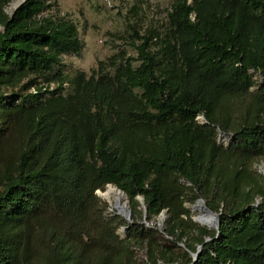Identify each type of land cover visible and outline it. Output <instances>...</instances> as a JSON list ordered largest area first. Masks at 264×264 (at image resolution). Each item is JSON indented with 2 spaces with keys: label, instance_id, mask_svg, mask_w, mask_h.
I'll list each match as a JSON object with an SVG mask.
<instances>
[{
  "label": "trees",
  "instance_id": "trees-1",
  "mask_svg": "<svg viewBox=\"0 0 264 264\" xmlns=\"http://www.w3.org/2000/svg\"><path fill=\"white\" fill-rule=\"evenodd\" d=\"M10 1L0 0V264H264V178L252 167L264 160V0H171L156 23L133 5L117 35L131 53L89 74L62 69L83 46L71 19L49 0L7 14ZM106 184L130 200L123 237L97 204ZM197 199L217 229L192 220ZM162 212V231L140 222Z\"/></svg>",
  "mask_w": 264,
  "mask_h": 264
},
{
  "label": "rangeland",
  "instance_id": "rangeland-1",
  "mask_svg": "<svg viewBox=\"0 0 264 264\" xmlns=\"http://www.w3.org/2000/svg\"><path fill=\"white\" fill-rule=\"evenodd\" d=\"M16 0H11L8 6L5 8L7 14L11 13V4ZM54 6L52 9L59 11L71 19L77 26L79 36L83 43L82 49L79 54H63L61 56L62 69L65 72H71L73 70H83L87 74L90 73L92 68H95L99 60H105L110 55L114 54L119 49H125L131 53L129 46L124 39H119L118 34L123 33L126 36L124 23L129 18L130 7L136 5L138 8V14L136 17L139 22H154L161 19L164 14V9L168 7L171 0H49ZM141 5V6H140ZM257 79V77H256ZM257 85L252 88L255 90ZM201 121L202 118L199 117ZM226 137V136H224ZM222 134L217 135V141L219 144L224 145L226 138L224 139ZM252 167L257 173L262 174L264 178V160H256L253 162ZM112 185V184H111ZM106 187V186H105ZM105 187L103 189H105ZM96 195V194H95ZM126 195V194H125ZM97 197V204L100 208H104L103 214L106 218L115 216L119 220L120 224H117L116 232L120 237L125 235V230H122V226L127 224L126 220L115 214L107 204L108 202L102 199L99 195ZM128 200V208L130 210V217L132 220V209L130 207V200ZM138 201V200H137ZM139 202V201H138ZM186 204L191 212V218H195L198 210L191 209L193 205ZM140 204V203H139ZM203 205L205 201L203 200ZM206 206V205H205ZM142 208V206L140 205ZM139 209V208H138ZM215 213V212H214ZM165 214L162 212L158 217L152 219V222L141 220L144 225L150 226L153 224L161 231L163 229V220ZM194 221V220H193ZM196 222V221H195ZM198 223V222H196ZM210 230H215L216 225L208 227L207 225L200 224ZM212 228V229H211ZM182 245V244H181Z\"/></svg>",
  "mask_w": 264,
  "mask_h": 264
},
{
  "label": "bare ground",
  "instance_id": "bare-ground-1",
  "mask_svg": "<svg viewBox=\"0 0 264 264\" xmlns=\"http://www.w3.org/2000/svg\"><path fill=\"white\" fill-rule=\"evenodd\" d=\"M98 191V190H97ZM102 199L106 200L109 207L115 214L122 216L126 219V209H128V201L124 193L118 191L113 185L109 184L104 190L97 193ZM202 204H196L194 209L198 210L196 218L199 223L213 227L215 224L212 216L202 209ZM212 229V228H211Z\"/></svg>",
  "mask_w": 264,
  "mask_h": 264
},
{
  "label": "water",
  "instance_id": "water-1",
  "mask_svg": "<svg viewBox=\"0 0 264 264\" xmlns=\"http://www.w3.org/2000/svg\"><path fill=\"white\" fill-rule=\"evenodd\" d=\"M24 0H16L15 2H13L12 4H11V12L13 11V10H15L22 2H23ZM220 134V133H219ZM107 185H109V184H106V186ZM114 187L118 190V191H120V192H122V193H124L122 190H120L119 188H117L115 185H114ZM95 194L96 195H98L97 194V190L95 191ZM125 194V193H124ZM136 199L139 201V203H140V205L142 206V212H143V214H145V205H144V199H143V197L142 196H137L136 197ZM195 202H199V203H203V200L202 199H197ZM199 203H197V204H199ZM196 205V204H195ZM195 205H193L192 206V208L191 209H194V207H195ZM202 209H205L206 210V212L208 213V214H210L211 216H212V218H213V220H214V222H215V225H216V229L218 228V213H214L213 211H211L210 209H208L205 205H203L202 204V207H201ZM190 210V209H189ZM126 222H127V224L126 225H124V226H122V230L124 231V230H126L128 227H129V224L130 223H132V220H131V217H130V210H129V208L128 209H126ZM192 220H194V221H196V222H198L199 223V220L195 217V218H192ZM201 224V223H200ZM200 248H201V245H199L198 246V248H197V251L195 252V253H193L192 254V258H193V260H195L196 258H197V255H198V253H199V251H200Z\"/></svg>",
  "mask_w": 264,
  "mask_h": 264
}]
</instances>
